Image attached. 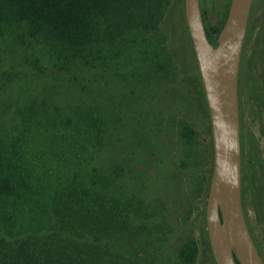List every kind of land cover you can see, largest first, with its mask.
<instances>
[{
    "label": "rangeland",
    "instance_id": "obj_1",
    "mask_svg": "<svg viewBox=\"0 0 264 264\" xmlns=\"http://www.w3.org/2000/svg\"><path fill=\"white\" fill-rule=\"evenodd\" d=\"M229 2L202 0L209 23L218 22ZM111 3L125 11V17L116 15L118 20L107 27L111 34L103 40L106 49L101 45L97 50L115 52L125 41V75L149 73L155 100L141 97L125 76V89L102 86L105 90L96 91L90 100L68 93L55 101L81 100L82 105L86 100L88 107L81 106L78 111H90L92 116L102 113L108 118V130L105 122L96 125L105 128L104 144L90 160L97 170L91 176L97 186L94 193L107 199L108 211V201L112 203L114 212L113 217H107L105 228L112 233L105 238L118 256L125 255V264H213L204 213L212 170L210 122L183 0ZM117 33L125 39L113 45L112 35L117 37ZM131 40L141 42L133 49L144 64L135 65L126 58ZM149 45L161 50L145 47ZM145 48L148 54L142 55ZM160 54L169 56L171 64L157 60ZM153 60L163 65L157 73L153 72L157 68L151 64ZM27 82H22L19 96L27 95L23 90L29 87ZM239 94L243 209L264 256V0H255L250 14ZM6 96L3 94L7 100ZM33 96L31 92L29 97ZM157 99L162 100V106ZM98 156L101 158L96 159Z\"/></svg>",
    "mask_w": 264,
    "mask_h": 264
},
{
    "label": "trees",
    "instance_id": "obj_2",
    "mask_svg": "<svg viewBox=\"0 0 264 264\" xmlns=\"http://www.w3.org/2000/svg\"><path fill=\"white\" fill-rule=\"evenodd\" d=\"M111 1L0 0V109H7L0 111V264H125V255L118 256L105 238L112 203L108 211L91 177L97 170L90 160L104 144L105 128L96 125L105 122L108 130V118L78 111L88 107L86 100L55 102L68 93L90 100L105 90L102 86L125 89V76L141 97L155 100L149 73L125 75V41L115 52L97 50L106 49L103 40L116 15L125 17ZM200 7L206 35L215 43L228 7L215 24L209 23L202 0ZM124 36L112 35L113 45ZM138 45L131 40L126 55L135 65L144 64L133 49ZM160 56L157 60L171 64L169 56ZM150 62L157 66L153 72L163 67ZM23 81L30 84L23 89L27 95L19 96ZM31 92L35 96L29 97ZM156 102L162 106V100ZM243 194L241 179L242 205Z\"/></svg>",
    "mask_w": 264,
    "mask_h": 264
},
{
    "label": "water",
    "instance_id": "obj_3",
    "mask_svg": "<svg viewBox=\"0 0 264 264\" xmlns=\"http://www.w3.org/2000/svg\"><path fill=\"white\" fill-rule=\"evenodd\" d=\"M251 4L252 0H230L212 43L205 32L200 0H183L210 122L212 170L204 213L215 264H264L241 200L238 75Z\"/></svg>",
    "mask_w": 264,
    "mask_h": 264
},
{
    "label": "flooded vegetation",
    "instance_id": "obj_4",
    "mask_svg": "<svg viewBox=\"0 0 264 264\" xmlns=\"http://www.w3.org/2000/svg\"><path fill=\"white\" fill-rule=\"evenodd\" d=\"M254 1H255V0H252V4H251V8H250V13H249V18H250L251 11H252V9H253ZM248 22H249V19H248ZM247 28H248V26H247ZM246 35H247V31H246ZM246 35H245V39H244V43H243V47H242L241 61H242V58H243V50H244V46H245ZM241 61H240V68H239V75H238V90H239V80H240ZM238 94H239V91H238ZM239 95H240V94H239ZM239 111H240V106H239ZM241 138H242V132H241V119H240V141H241ZM241 149H242V144H241ZM241 154H242V152H241ZM241 164H242V161H241ZM241 179H242V177H241Z\"/></svg>",
    "mask_w": 264,
    "mask_h": 264
}]
</instances>
